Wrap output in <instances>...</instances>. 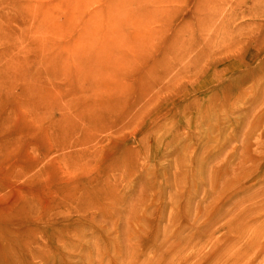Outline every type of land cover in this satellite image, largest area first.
I'll use <instances>...</instances> for the list:
<instances>
[{"label":"rangeland","instance_id":"obj_1","mask_svg":"<svg viewBox=\"0 0 264 264\" xmlns=\"http://www.w3.org/2000/svg\"><path fill=\"white\" fill-rule=\"evenodd\" d=\"M21 1L0 264H264V0Z\"/></svg>","mask_w":264,"mask_h":264},{"label":"bare ground","instance_id":"obj_2","mask_svg":"<svg viewBox=\"0 0 264 264\" xmlns=\"http://www.w3.org/2000/svg\"><path fill=\"white\" fill-rule=\"evenodd\" d=\"M15 2H16V0H15ZM15 2L13 3V2H11V0H0V29L4 28L5 37L7 36L6 38L9 40V43H10L11 38L16 39L17 36H19V35L21 37H23V39H21L22 44H20L19 49H17V50H20V52L22 54H24V53H27V51L29 50L28 49L29 45L24 46L23 44H24V42L25 43L27 42L25 40V36L28 35L27 32L30 31V28L28 26V21L26 19V11H25L26 3L24 4L22 1L18 2V3L17 2L15 3ZM22 3L24 5H22ZM13 18L16 22V25L18 23V26L15 25L16 27L14 29L12 26ZM12 46H14V45H12ZM26 62H27V59H25L23 64L20 65V67H18V69L24 70L25 64H27ZM2 66H3V63H0V70H1ZM12 67H14V66H10L8 69L11 68L10 70H12L13 69ZM5 68L6 67L4 65V69ZM3 72H0V77H1ZM20 72H22V71H20ZM17 76L18 77L20 76L19 73H17ZM216 176L217 175L215 172V168H211L210 170H208L207 180L214 181L216 179ZM15 236H16V234H15ZM17 236L21 240V237L18 234H17ZM0 255H1V253H0ZM4 256H6L5 253H4Z\"/></svg>","mask_w":264,"mask_h":264}]
</instances>
